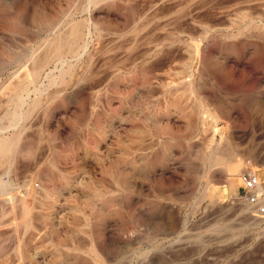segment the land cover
I'll list each match as a JSON object with an SVG mask.
<instances>
[{"label":"rangeland","instance_id":"rangeland-1","mask_svg":"<svg viewBox=\"0 0 264 264\" xmlns=\"http://www.w3.org/2000/svg\"><path fill=\"white\" fill-rule=\"evenodd\" d=\"M86 2L0 0V264H264L240 172L210 167L233 148L264 182V0Z\"/></svg>","mask_w":264,"mask_h":264},{"label":"bare ground","instance_id":"bare-ground-1","mask_svg":"<svg viewBox=\"0 0 264 264\" xmlns=\"http://www.w3.org/2000/svg\"><path fill=\"white\" fill-rule=\"evenodd\" d=\"M95 1L96 0H87V2L85 3V5L87 6V9L91 5V3L95 2ZM76 24L73 25V27L71 28V30H70L69 33H67V31H69V29H68L66 31V33H61L58 36L56 35V37L53 36L54 38L52 37L51 40H49V42H48L49 45L47 47V50H43V51H45L44 54H43V56H40L38 58H35L34 57V65H33L32 70L26 72L24 74V76L18 81V83L16 82L17 83V85H16V88L17 89L14 92L15 95L14 96H11L10 99H9V103H8L9 106H8V109H7V112H6V116L11 118V122L12 123L18 124L21 119H24L25 117L29 116L31 114V112L37 107L38 102H39V99H35V100H32V101H28L27 98H23V96H24L23 95V91L26 89L25 86H26L27 83H29V80L31 79L30 76L33 74V72L34 73L35 72H38L43 67V65L45 64V61L48 60L49 57H55V56L59 57V56L62 55L63 48L65 47V45L68 44V43H70V41L73 38L75 39V36L78 35V32H79L78 26L79 25H76ZM85 45H87V44H85ZM83 46H84V44H83ZM79 52H80V50H79ZM61 67L62 68H60V71L61 72H64L66 69L63 66H61ZM71 67L72 66H71V63H70L69 64L68 71H70ZM47 76L49 77V79L51 80V82H57L59 80L58 79L59 76L58 77L55 76L54 71H49L47 73ZM36 90L39 91L40 93H43L42 92L43 91L42 87L41 88L39 87ZM26 104L28 105V107H27L26 110H24V106ZM203 113H204L203 115L205 116V114L207 112L204 111ZM209 123H210V125L208 126V128H210L212 131H216V132L219 131V128H218V125H217V123L215 121V118H213L212 121H209ZM4 131H5L4 129H0V133L1 132H4ZM14 134H15L14 137H13L14 139H12L13 142H15V140L19 136V134L16 133V132ZM6 141L7 140L4 138V136H1L0 137V153L1 152H7L5 154V156H8V155H10L12 153V149L10 147H8V145L6 144ZM226 143L227 142H225L224 145H226ZM231 153H235L233 151V148H231L228 152H222V146L221 145L212 148V150L210 151V167H213L215 165H217L219 167V165H221L224 168V170L227 171V172H236V171L241 172L242 169H244L246 167V165L243 164V163H236L238 161L236 159L230 157V154ZM235 154H237V153H235ZM230 180H231V182H229L230 183L229 184V186H230V189L229 190L230 191H235V188H236V185H237L238 181L237 180H233V179H230ZM210 184L211 183L207 184V188L205 187L206 190H205L204 194L205 195H208V196H216L217 193L214 190L217 189V188L214 189L213 185L211 186ZM263 188H264V185H263ZM203 197H205V196H203ZM213 200H215V199H213Z\"/></svg>","mask_w":264,"mask_h":264},{"label":"built area","instance_id":"built-area-1","mask_svg":"<svg viewBox=\"0 0 264 264\" xmlns=\"http://www.w3.org/2000/svg\"><path fill=\"white\" fill-rule=\"evenodd\" d=\"M240 184L235 198L253 207L258 216L264 220V182L262 177L251 168H244L239 173ZM261 219V218H260Z\"/></svg>","mask_w":264,"mask_h":264},{"label":"crops","instance_id":"crops-1","mask_svg":"<svg viewBox=\"0 0 264 264\" xmlns=\"http://www.w3.org/2000/svg\"><path fill=\"white\" fill-rule=\"evenodd\" d=\"M239 186V185H238Z\"/></svg>","mask_w":264,"mask_h":264}]
</instances>
